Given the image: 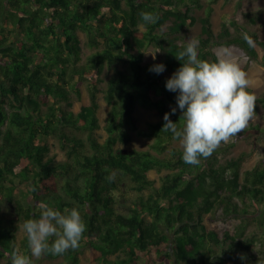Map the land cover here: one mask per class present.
<instances>
[{
  "label": "trees",
  "instance_id": "16d2710c",
  "mask_svg": "<svg viewBox=\"0 0 264 264\" xmlns=\"http://www.w3.org/2000/svg\"><path fill=\"white\" fill-rule=\"evenodd\" d=\"M193 7L200 8V0H0V210L12 205L23 224L38 219L42 205L62 213L76 208L86 224L76 250L47 258L80 264L86 248L98 264H139L140 259L143 264H264V215L250 210L264 207V162L242 170L246 153L220 161L217 149L199 165H189L183 149L170 148L173 133L162 129L165 113L183 127L178 92L167 90L166 81L185 62L175 55L186 47L182 31L197 21ZM141 12L159 19L146 24ZM211 13L209 7L199 19L198 58L217 61L210 50L217 39L257 59L264 49L259 33L232 19L222 22L215 36ZM169 20V31L159 34ZM148 45L163 55L162 73L143 63ZM87 48L93 51L83 59ZM240 66L245 71L246 64ZM106 69L113 73L105 81ZM83 83L89 101L75 113L71 94L80 98ZM99 94L109 106L103 142L95 136L101 128ZM257 102L264 104V98ZM140 108L157 117L145 129L138 126ZM70 129L86 132V143ZM129 131L151 139L150 148L116 147L129 139ZM54 136L66 150L62 162L49 156ZM151 171L165 172L159 185ZM113 173L114 180L106 179ZM23 186L26 192L15 194ZM125 187L150 193L121 212L116 204ZM247 214L262 226L255 247L261 256L252 253L245 237ZM235 219L238 226H232ZM18 229L14 219L0 214V260L6 264L14 250L31 255L26 235L18 242Z\"/></svg>",
  "mask_w": 264,
  "mask_h": 264
},
{
  "label": "clouds",
  "instance_id": "9594fccd",
  "mask_svg": "<svg viewBox=\"0 0 264 264\" xmlns=\"http://www.w3.org/2000/svg\"><path fill=\"white\" fill-rule=\"evenodd\" d=\"M146 24H155L158 15L141 12ZM244 39L251 45L247 34ZM199 40L190 37L186 47L176 59L185 61L166 81V89L178 92L177 105L182 110L183 127L169 119L165 113L164 131H171L183 149L182 159L189 165H199L201 158H209L222 143L235 142L237 134L244 132L254 116L257 97L247 89L250 80L240 64L231 59L218 58L209 62L198 58ZM159 52V51H158ZM155 59V55H153ZM157 74L165 71V65L150 68ZM176 108L172 109L175 113ZM115 179V174L106 177ZM38 219L23 223L30 256L14 250L10 264H34L32 258L41 259L46 254L63 255L79 247L86 224L76 208L59 210L42 205ZM244 257L242 256L241 259Z\"/></svg>",
  "mask_w": 264,
  "mask_h": 264
},
{
  "label": "rangeland",
  "instance_id": "374dc122",
  "mask_svg": "<svg viewBox=\"0 0 264 264\" xmlns=\"http://www.w3.org/2000/svg\"><path fill=\"white\" fill-rule=\"evenodd\" d=\"M201 7H193L192 14L197 18L196 23L193 26H186L182 31L183 37L185 39H189L190 37H197L201 34V24L199 19L205 16V13L209 7L212 8L211 13V21L213 26L214 35H219L221 31L222 22L228 23L230 20H237L240 23H244L250 26L252 29L256 30L262 39H264V22H260L259 19L257 21V17H262L264 19V0H200ZM181 8V7H179ZM255 19V23L252 24L250 22L251 18ZM172 21L169 20L162 25V27L158 30V33L161 35H165L169 31V27L171 26ZM217 42V43H216ZM210 50L212 53L218 58L223 59H231L238 62L240 65L246 64L245 72L247 73V77L250 80V91L255 94L257 99L264 98V49H259V55L257 59L251 60L248 59L243 51L239 49L235 45H227L225 42L222 43L220 40H213L210 44ZM93 50L87 48L84 52L83 59L86 58L87 55L92 53ZM143 63L144 64H162L163 55H157L155 48L153 45H148L143 48ZM133 52H137V49H133ZM153 55H155V59H153ZM118 67H122L121 65ZM113 73V70L106 69L104 71L103 77L106 79ZM104 84V83H103ZM102 84V85H103ZM81 96L80 98H76L74 94H71V100L73 102L71 110L77 113L80 110L81 105H84L89 101V92L87 90V86L83 83L80 87ZM98 110L97 117L99 119V124L101 128H98L95 131V136L98 141L103 142L107 135L103 131L102 124L107 117V113L109 111V106L105 103L102 98V95H98ZM66 106V104H64ZM6 108H8V104H6ZM256 115L252 119L249 124V127L241 133L237 134V140L235 142L229 141L228 143H222L218 148L219 153L217 155L220 161L229 158V157H237L242 153H246L245 161L243 162L244 169H251L256 165H259L264 162V104L257 102L254 108ZM136 117L138 118V126L140 129H145L146 125L150 122L157 121V117L154 115L152 110H147L144 108H140L136 112ZM69 132L71 134H75L80 136L84 142L86 143V132L79 131L75 129H70ZM152 140L148 138H143L138 136L135 132L129 131V139L125 143H118L116 147H120L123 151H132V150H148L150 145L152 144ZM51 149L49 152V156L53 157L56 162H62L66 159V150L62 149L59 144L58 139L54 136L50 139ZM181 148L179 141H173L170 145V148ZM166 154H169V149ZM165 171V170H164ZM156 172L151 171L149 177L152 180L156 181V185H159L160 179L165 172ZM60 185L63 182H59ZM20 190H15V194L18 195L20 192H26V187H20ZM20 191V192H19ZM150 193L149 190H144L142 192H136L134 190L129 191L128 187L123 189L121 197L118 199L116 204V209L118 211H125V206L129 205L132 200H136L140 195L147 196ZM29 203H33L29 198ZM37 205V204H35ZM250 210H255V215L259 216L261 214L264 215V207L262 205H254L250 207ZM0 214L7 219L15 220V223L18 225L19 229L17 232V240L18 242L26 235L23 231V224L15 219L14 208L12 205L3 204L1 206ZM253 214H247L248 221L243 220V222H247V230L245 233V237H247L252 246V253H257L261 256L260 250H257L255 247L260 244V232H261V224L255 222L253 220ZM246 218V217H244ZM232 226H238L240 224L239 220H233ZM262 240V239H261ZM258 248V247H257ZM264 256V254H263ZM35 264H66L62 257L49 259L45 255L36 260L32 258ZM7 259L2 258L0 260V264H6ZM139 264H143V260L140 259L138 261ZM80 264H98L97 262L92 260L89 249L84 248L83 253L80 256Z\"/></svg>",
  "mask_w": 264,
  "mask_h": 264
}]
</instances>
